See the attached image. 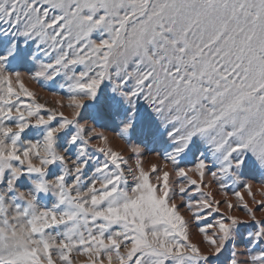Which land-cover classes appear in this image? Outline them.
<instances>
[{
    "label": "snow or ice",
    "instance_id": "snow-or-ice-1",
    "mask_svg": "<svg viewBox=\"0 0 264 264\" xmlns=\"http://www.w3.org/2000/svg\"><path fill=\"white\" fill-rule=\"evenodd\" d=\"M0 264H264V0H0Z\"/></svg>",
    "mask_w": 264,
    "mask_h": 264
},
{
    "label": "rangeland",
    "instance_id": "rangeland-1",
    "mask_svg": "<svg viewBox=\"0 0 264 264\" xmlns=\"http://www.w3.org/2000/svg\"><path fill=\"white\" fill-rule=\"evenodd\" d=\"M28 86L37 93L38 97H40V99H41V102L47 101L50 104H54L55 103V97H53L50 94H48L45 91V89L41 88L39 85H37V84H35L33 82H28ZM110 139L112 141V146L114 147V149L124 152L125 156L130 155L125 150V146L118 139H116L114 136H111ZM155 160H156L155 157H149L148 160H146V167H147L149 162H155ZM213 191L216 192L215 186L213 187ZM217 198H220V196L218 194H217ZM257 199H259V196H257ZM194 239H198V238L194 236ZM81 259H82V262H83V258H81Z\"/></svg>",
    "mask_w": 264,
    "mask_h": 264
}]
</instances>
